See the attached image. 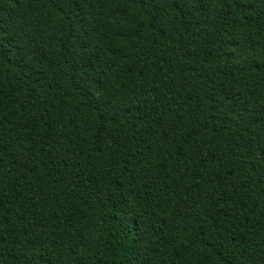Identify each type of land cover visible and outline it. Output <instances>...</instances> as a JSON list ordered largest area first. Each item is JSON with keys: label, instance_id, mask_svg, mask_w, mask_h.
Instances as JSON below:
<instances>
[{"label": "trees", "instance_id": "trees-1", "mask_svg": "<svg viewBox=\"0 0 264 264\" xmlns=\"http://www.w3.org/2000/svg\"><path fill=\"white\" fill-rule=\"evenodd\" d=\"M0 264H264V0H0Z\"/></svg>", "mask_w": 264, "mask_h": 264}]
</instances>
